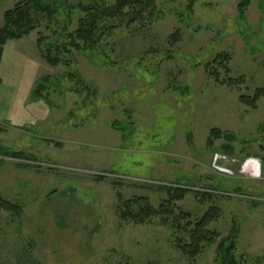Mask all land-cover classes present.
I'll return each instance as SVG.
<instances>
[{
    "label": "rangeland",
    "instance_id": "obj_1",
    "mask_svg": "<svg viewBox=\"0 0 264 264\" xmlns=\"http://www.w3.org/2000/svg\"><path fill=\"white\" fill-rule=\"evenodd\" d=\"M20 1L0 0V27ZM188 2H157L164 18L136 33L125 21L102 25L117 26L102 36L104 56L75 53L72 71L96 90L85 107L72 93L52 95L55 110L32 98L42 77L65 71L39 58L37 33L2 48L0 150L35 161L0 156V197L21 209L16 217L0 212L1 264H215L216 244L186 259L178 243L189 238L174 223L120 219L117 193L158 207L167 189L186 192L174 203L176 215L189 214L181 224L190 228L216 207L207 228L217 241L238 228L237 257L264 264V100L255 110L238 101L264 87V0H252L242 21L238 0H194L189 26ZM220 53L231 59L230 76L244 79L239 91L205 75ZM180 87L185 94L173 90ZM127 121L126 132L111 126ZM212 129L249 143L224 154L226 143L208 138Z\"/></svg>",
    "mask_w": 264,
    "mask_h": 264
},
{
    "label": "trees",
    "instance_id": "obj_2",
    "mask_svg": "<svg viewBox=\"0 0 264 264\" xmlns=\"http://www.w3.org/2000/svg\"><path fill=\"white\" fill-rule=\"evenodd\" d=\"M176 0H22L16 3L11 9L2 14V25L0 27V63L2 57V48L8 42L20 41L37 33L35 41L36 50L39 58L50 67H62L64 72L55 77H42L36 84L32 98L42 101L45 106L53 108L52 95L56 97L63 96L65 93H72L81 98V106L86 105L88 100L95 97L96 90L85 82L83 77L76 71H72L75 62V53L83 55L91 61L92 53H100L99 44L102 36H110L117 26H109L103 29V24L107 22H124L127 26H133L132 32L142 31L154 23L164 18V12L158 8L157 2L164 5L174 4ZM252 0H238L236 12L239 20H243L244 13L247 11ZM194 0H189L184 12L187 15V25L189 17L193 13ZM182 16H184L182 14ZM181 16V17H182ZM187 26V27H188ZM44 32V33H43ZM180 31L176 30L168 39V45L174 46L180 40ZM98 53V54H99ZM103 55V54H102ZM104 56V55H103ZM230 57L228 54L220 53L207 66H204L205 75L215 85L226 87L230 90L239 91L244 85L242 77L232 78L230 76ZM69 83V87L64 86V82ZM178 94H185L186 89H173ZM264 100V87L256 88L252 95H240L238 101L251 110L257 108L260 100ZM118 121V120H117ZM128 125H119L112 123V128L116 132H126L132 127L131 122ZM264 133L263 126L260 127ZM210 141L222 140L226 144L220 147L224 154L235 153L233 143L237 142L236 136L229 132H221L218 129H212L208 132ZM244 148L247 142H240ZM213 144L206 143L207 148H212ZM242 147V149H243ZM241 150V149H240ZM243 151V150H241ZM0 156L13 157L21 161H35L32 156H25L22 151H2ZM3 160L0 158V164ZM24 167H27L24 165ZM100 180V179H99ZM184 191L167 189L166 201L153 207L147 198L122 199L120 193H117L118 211L120 219L142 225L154 218H158L162 225L174 223L175 227L180 229L189 238L188 242L178 243V249L188 260H194L202 252L205 246L216 244L215 264H244L243 257H237L238 228H233L230 234L223 240L217 241L219 234L216 231L209 230L207 226L215 221L219 216V210L216 207H209L205 213L188 228L191 223L181 224V220L189 217L188 213L175 214L174 203L181 201L185 195ZM6 212L11 217L21 214V209L11 205L0 197V212ZM11 212V213H10ZM218 215V216H217ZM179 225V226H178ZM233 233V234H231ZM1 264V261H0Z\"/></svg>",
    "mask_w": 264,
    "mask_h": 264
},
{
    "label": "clouds",
    "instance_id": "obj_3",
    "mask_svg": "<svg viewBox=\"0 0 264 264\" xmlns=\"http://www.w3.org/2000/svg\"><path fill=\"white\" fill-rule=\"evenodd\" d=\"M255 175H256L257 177H259V175H260L259 168H258L257 171L255 172Z\"/></svg>",
    "mask_w": 264,
    "mask_h": 264
},
{
    "label": "crops",
    "instance_id": "obj_4",
    "mask_svg": "<svg viewBox=\"0 0 264 264\" xmlns=\"http://www.w3.org/2000/svg\"><path fill=\"white\" fill-rule=\"evenodd\" d=\"M254 161H255V159H253ZM257 160V159H256ZM249 163V162H248ZM248 163L247 164H242L243 165V167L245 168L246 167V165H248ZM245 170H247V169H245Z\"/></svg>",
    "mask_w": 264,
    "mask_h": 264
},
{
    "label": "bare ground",
    "instance_id": "obj_5",
    "mask_svg": "<svg viewBox=\"0 0 264 264\" xmlns=\"http://www.w3.org/2000/svg\"><path fill=\"white\" fill-rule=\"evenodd\" d=\"M248 165H246V167H247ZM251 167V166H250Z\"/></svg>",
    "mask_w": 264,
    "mask_h": 264
}]
</instances>
